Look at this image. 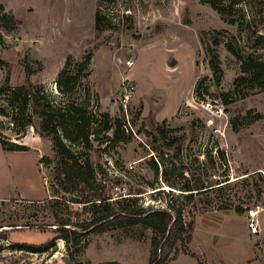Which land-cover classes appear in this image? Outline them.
<instances>
[{
	"label": "rangeland",
	"instance_id": "1",
	"mask_svg": "<svg viewBox=\"0 0 264 264\" xmlns=\"http://www.w3.org/2000/svg\"><path fill=\"white\" fill-rule=\"evenodd\" d=\"M216 1L222 15L211 0H0V17L15 20L8 29L0 18V137L10 147L28 136L38 149L5 153L0 143V187L8 185V165L34 164L39 153L54 159L51 140L35 131L37 116L10 105L9 92L28 81L53 106L80 104L120 121L118 138L72 147L96 167L91 194L105 193L126 211L181 209L189 228L168 264H264V86L234 85L241 69L232 52L264 62V0ZM215 56L219 71L210 65ZM86 58L75 89L62 93L60 72L75 75ZM207 100L223 113L205 110ZM151 120L161 125L159 136L149 134ZM52 166L42 163L47 200L54 198ZM33 183L41 187L40 172ZM78 195L56 196L80 233L70 241L55 238L53 225L21 228L53 223L36 204L44 199L0 200V264H149L150 226L84 230L102 208L70 200ZM251 217L258 234H249ZM50 240L42 252L19 249Z\"/></svg>",
	"mask_w": 264,
	"mask_h": 264
},
{
	"label": "trees",
	"instance_id": "2",
	"mask_svg": "<svg viewBox=\"0 0 264 264\" xmlns=\"http://www.w3.org/2000/svg\"><path fill=\"white\" fill-rule=\"evenodd\" d=\"M238 0H231L230 7L237 3ZM211 5L223 14V10L219 7L216 0H211ZM6 28H14L15 20L13 15L4 12L0 17ZM99 19L98 12L96 20ZM226 20V19H225ZM234 21H230L233 23ZM232 52L240 59L241 75L235 78L234 85L239 82L248 83L250 86H264V62L254 59L251 55L247 58H242L235 51ZM89 58H86L78 66V72L75 75H67L66 70H62L57 79L58 88L62 93L72 92L79 80V75L87 67ZM212 70L219 71V59L214 57L210 61ZM26 76L29 77L31 71L26 69ZM0 92H5L0 88ZM10 105L18 109L20 114L31 112L38 118L35 131L45 138L51 140L54 151V159L41 157L40 162L52 166V188L54 198L36 201V204H43L41 213L51 217L53 223L36 224L31 221H26L20 224L21 228L28 229H43L48 226H54L51 230L56 234L55 238H62L65 241H70L74 236L80 235L79 231L72 225L69 216L65 215L62 209L65 201L56 197L59 190L66 192H80L79 200L70 199L72 202H80L90 205L92 209L101 207L100 214L94 215L83 225L84 230H96L97 232L107 231L113 228L143 223L150 226L156 235L152 238V248L149 256V264H168L178 255L179 244L182 243L184 234L189 228L182 217L181 209L173 210L171 208H151L142 207L134 211H126L118 203L111 202L110 196L105 193L93 195L90 192V186L95 180L97 170L87 156L83 157L81 152L75 151L73 144H80L83 148L90 149L92 147L91 137L96 140L98 145L103 144L111 138H118L121 133V123L118 119H114L107 111L102 112L97 118L95 113H92L86 106L80 104L69 103L67 105L53 106L48 101L42 91L41 86H36L30 82H26L9 92ZM6 111L0 108V114H5ZM29 114V113H28ZM98 116V115H97ZM15 120V119H14ZM31 120V119H30ZM94 124H97L94 126ZM150 135L159 136L162 134L161 125L150 121ZM25 126V125H24ZM23 127L22 129H24ZM110 132V134H109ZM102 133V135H101ZM67 140L69 144L65 142ZM183 140V137H182ZM181 142V141H180ZM0 143L5 150H25L26 147L17 143H9L10 147L0 137ZM98 151H100L98 149ZM227 182L226 184L230 183ZM219 184V183H217ZM221 185L211 187L219 188ZM71 188V190H70ZM192 194V193H191ZM192 195H187L186 198H191ZM96 200H98L96 202ZM32 202V201H31ZM34 202V201H33ZM40 208V207H39ZM32 216V215H31ZM35 216V215H34ZM38 215H36L37 217ZM19 217H16V219ZM8 226L16 228V224L10 223ZM19 228V229H21ZM49 228V227H48ZM17 229V228H16ZM159 235V238H158ZM189 237V236H188ZM54 240L46 241L45 243L33 246L28 244L19 245V249H25L32 252H42L53 246ZM78 264H89L78 262ZM101 264H117L106 262Z\"/></svg>",
	"mask_w": 264,
	"mask_h": 264
},
{
	"label": "crops",
	"instance_id": "3",
	"mask_svg": "<svg viewBox=\"0 0 264 264\" xmlns=\"http://www.w3.org/2000/svg\"><path fill=\"white\" fill-rule=\"evenodd\" d=\"M28 136L21 138L20 142L17 144H21L26 146V150L23 151H8L2 148V150L6 153L10 152H28V151H37V148L29 146L27 142ZM43 157L42 154L37 155L36 162L33 164H20L19 166L12 167L8 165L9 171V179L7 187H0V200H6L11 197H18L20 199L26 200H42L47 197L48 189L45 186V181L42 179L43 171H42V163L40 162V158ZM40 172L42 185L38 189V187L34 186L33 176L34 174H38ZM250 234V233H249ZM251 235V234H250ZM206 264H214L211 260H207Z\"/></svg>",
	"mask_w": 264,
	"mask_h": 264
},
{
	"label": "built area",
	"instance_id": "4",
	"mask_svg": "<svg viewBox=\"0 0 264 264\" xmlns=\"http://www.w3.org/2000/svg\"><path fill=\"white\" fill-rule=\"evenodd\" d=\"M203 108L207 110L210 114L214 116H219L222 114V108L217 105H212L208 100L203 103ZM248 230L250 234H258L260 232L259 222L255 218H252L247 223Z\"/></svg>",
	"mask_w": 264,
	"mask_h": 264
},
{
	"label": "water",
	"instance_id": "5",
	"mask_svg": "<svg viewBox=\"0 0 264 264\" xmlns=\"http://www.w3.org/2000/svg\"><path fill=\"white\" fill-rule=\"evenodd\" d=\"M109 134H110V132H109Z\"/></svg>",
	"mask_w": 264,
	"mask_h": 264
}]
</instances>
